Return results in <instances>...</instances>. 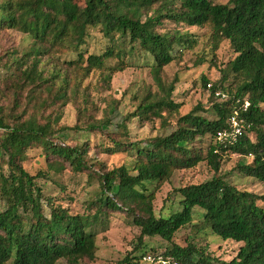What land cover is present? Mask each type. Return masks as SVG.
Returning <instances> with one entry per match:
<instances>
[{
	"label": "trees",
	"instance_id": "16d2710c",
	"mask_svg": "<svg viewBox=\"0 0 264 264\" xmlns=\"http://www.w3.org/2000/svg\"><path fill=\"white\" fill-rule=\"evenodd\" d=\"M222 1L0 0V34L14 31L32 40L27 52L0 56V264H80L96 258V235L85 216L43 196L37 181L49 180L46 173L25 170L28 152L36 148L42 150L49 171L61 174L68 169L98 180L99 196L92 202L97 215L123 212L140 231L133 252L119 264H147L146 255L179 264H264V194L239 190L220 175L222 159L237 156L251 160L238 166V173L264 184V0ZM166 24L175 29L164 30ZM205 26L210 27L212 58L224 41L235 54L218 70L217 82L202 78L212 119L198 115L206 110L197 106L177 118L172 133L139 142L131 141L126 124L117 126L118 134L107 137L109 146L98 147L104 153L126 154L129 161L110 171L88 163V143L71 148L61 140L72 131L101 132L109 125L112 105L101 123L84 121L71 129L58 126L61 116L55 111L80 99L82 111L88 113L91 103L81 91L83 81L99 73L106 84L128 68L126 59L136 53L152 60L157 93L148 91L125 122L157 118L167 127L162 113L178 114L181 105L172 99L177 80L166 86L161 74L177 55L196 46L192 35L178 27ZM92 31L106 42L101 53L87 51ZM66 53L76 59L47 68ZM212 58L200 60L212 63ZM234 110L243 120L242 135L232 145L220 143L216 134L228 127ZM202 141H208L204 152L197 147ZM204 162L212 178L177 190V209L156 216L153 205L159 189L175 172ZM188 227L237 245L235 257L220 262L207 243L195 239L177 245L176 234ZM144 238H159L168 246L147 252Z\"/></svg>",
	"mask_w": 264,
	"mask_h": 264
},
{
	"label": "rangeland",
	"instance_id": "374dc122",
	"mask_svg": "<svg viewBox=\"0 0 264 264\" xmlns=\"http://www.w3.org/2000/svg\"><path fill=\"white\" fill-rule=\"evenodd\" d=\"M223 0L222 2H224ZM82 3L78 4V10H81ZM175 27L166 24L164 30H173ZM181 31L188 32L195 40L196 46L192 51H186L177 55L176 59L163 70L161 74L162 81L166 86L176 82L175 91L172 99L176 104L181 105L178 114L168 116L166 112L162 116L167 119L168 126L165 127L159 119L150 122H138L132 120L125 122L139 104L141 98L150 91L152 94L157 93V89L152 80V60L140 53L126 59L128 68L122 72L112 75L106 84L102 85L99 73L91 74L81 85V91L89 97L90 111L84 113L83 104L78 99L61 108L59 113L61 118L59 127L74 128L85 123H101L107 112L108 106H114V111L108 118L109 125L101 128V132L87 133L70 132L64 140L69 147L80 146L88 143L89 149L87 161L89 164L100 163L106 170L118 168L126 163L129 159L126 154L104 153L98 146H109L108 136L118 134L117 126L126 124L129 136L132 142L144 141L157 136L168 135L175 130L174 122L179 116L185 115L197 106H202L206 111H198V115L207 119L213 116L208 109L209 97L206 89L203 88L202 78L208 82L214 83L219 80V69L232 61L235 57L232 49L227 42H222L216 50L214 57L210 54V27H178ZM106 45L105 40L95 32H91L88 39L87 51L91 53H101ZM32 46V40L18 32L9 31L0 34V56L3 53L27 52ZM53 64L47 65V68L57 69L63 67L64 62L76 59L75 54L66 53L55 57ZM202 58L213 60L212 63L202 62ZM44 61H47L44 58ZM50 61H48L49 63ZM202 63V64H201ZM111 65L114 62H110ZM52 110H50L51 112ZM161 112H158L160 114ZM208 141H202L197 144L204 152ZM28 161L24 164L25 170L36 175L38 172L46 173L49 180H38L37 185L41 188L45 198L58 200L65 208H69L74 214H83L87 225L92 226L96 235L97 252L93 262L84 261L80 264H119L127 255L133 252L140 231L133 226L131 219L123 212H104L97 215V206H92V202L99 196L100 185L96 178H90L87 174H75L70 170H65L57 174L47 169L45 158L40 148L28 152ZM250 159H243L237 156H225L221 161L220 175L239 190H246L256 195L264 194V184L255 180L245 178L238 173L237 167L243 164H249ZM213 172L208 168L206 163L199 164L195 169L190 171L175 172L169 182L165 183L156 193L153 209L156 216H167L177 209L178 195L177 190L188 185H196L208 181L212 178ZM150 189L153 186H149ZM45 206V203H43ZM3 205L0 203V211ZM45 213L46 210H45ZM198 220H196V223ZM191 239L199 242L201 245L207 243L209 252L215 259L220 262L228 263L236 255L237 245L222 242L210 236L207 233H198L196 229L188 227L179 231L175 236V243L179 246H185ZM205 241V242H203ZM147 252L160 250L163 251L168 246L159 238H144ZM57 264H66L60 261Z\"/></svg>",
	"mask_w": 264,
	"mask_h": 264
},
{
	"label": "built area",
	"instance_id": "2783aa9c",
	"mask_svg": "<svg viewBox=\"0 0 264 264\" xmlns=\"http://www.w3.org/2000/svg\"><path fill=\"white\" fill-rule=\"evenodd\" d=\"M208 88L210 86L208 85ZM215 97H221L222 99H226L224 95H221L220 93H216ZM239 100L236 101V104H239ZM248 109V105L244 104L242 106V111L246 112ZM242 128H243V120L239 116V112L234 110L232 114L229 117L228 120V127L222 131H219L216 134V141L220 143H225L232 145L236 143L238 138L242 135ZM143 262L147 264H179L178 262L169 260V259H164L162 257H153L151 255H146L143 258Z\"/></svg>",
	"mask_w": 264,
	"mask_h": 264
}]
</instances>
